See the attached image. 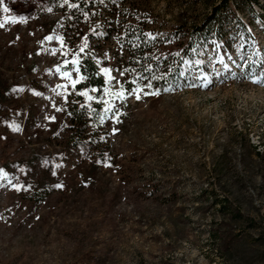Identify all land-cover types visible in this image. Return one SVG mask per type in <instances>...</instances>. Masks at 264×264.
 Wrapping results in <instances>:
<instances>
[{
	"label": "rangeland",
	"instance_id": "rangeland-1",
	"mask_svg": "<svg viewBox=\"0 0 264 264\" xmlns=\"http://www.w3.org/2000/svg\"><path fill=\"white\" fill-rule=\"evenodd\" d=\"M218 1H121L114 29L143 23L173 52L164 67H178L177 84L153 95L125 85L114 32L96 89L47 55L77 40L78 28L62 34L60 0H0V264H264V0L230 3L219 38L176 54ZM82 92L111 114L77 154L67 111ZM218 222L235 233L228 248L211 233Z\"/></svg>",
	"mask_w": 264,
	"mask_h": 264
},
{
	"label": "trees",
	"instance_id": "trees-1",
	"mask_svg": "<svg viewBox=\"0 0 264 264\" xmlns=\"http://www.w3.org/2000/svg\"><path fill=\"white\" fill-rule=\"evenodd\" d=\"M54 1L46 0L49 4ZM60 1L63 17L62 34L68 35L69 30L73 32L77 28L78 33L76 42L69 44L65 49L58 65H69L73 61H78L76 63L78 69L85 74L83 82L96 89L102 88L108 80L98 67L102 61L108 37L111 32H114L120 38V44L126 54L121 67V76L126 86H130L135 81H143L154 86L155 92L158 93L176 86L178 67L172 71L164 67L167 56L173 52L157 50L156 37L151 35V30L147 25L119 20L117 28H113L115 15H119V12L124 9L121 5L122 0H69V3H65L64 0ZM230 3L234 7L247 5L251 8L252 4L262 6L259 0H219L212 4L201 20L195 21L188 29L189 35L185 45L176 51L177 56L184 54L183 57L188 58L191 50L197 49L201 42L207 41L213 35L219 38L220 30L230 12ZM69 4L78 5V7H70ZM129 4L133 5V0H129ZM81 48L83 51H80ZM79 82L77 86H81L82 81ZM72 99L67 111L69 123L66 145L69 150L82 154L93 145L97 135L95 129L109 117L111 109L96 99H92L88 104L87 97L80 93H75ZM106 108L109 110L105 111ZM102 153L100 150L97 154L103 156ZM261 155L264 156V148ZM28 161L30 164L32 160ZM9 168L4 164L0 165L1 178H6ZM212 200L216 202L217 199L213 197ZM220 207L224 213L225 204L221 203ZM234 215L240 216V213L236 212ZM217 224L218 226L211 229L212 235L217 236L224 247H230L235 240V233L228 227H224L223 222Z\"/></svg>",
	"mask_w": 264,
	"mask_h": 264
},
{
	"label": "snow or ice",
	"instance_id": "snow-or-ice-1",
	"mask_svg": "<svg viewBox=\"0 0 264 264\" xmlns=\"http://www.w3.org/2000/svg\"><path fill=\"white\" fill-rule=\"evenodd\" d=\"M65 3H69V0H64ZM70 7H78V5H72V4H69ZM3 11L7 12L8 9L7 8H4ZM50 11V9H49ZM5 22H8V21H5ZM11 22H14V21H11ZM4 26V23L3 22H0V27H3ZM48 39H52V37H48ZM80 51H83V48L80 49ZM74 64L78 63V61H73ZM76 71H79V69L77 68ZM106 74L110 73V69H104L103 70ZM64 75L66 77H68L69 79H71V74L70 73H64ZM81 79H83V77H81ZM109 79H114L112 77H109ZM78 81L76 80H72V86L75 87V84L77 83ZM66 87V86H65ZM147 87H151V85H148ZM138 91H142V89H139ZM81 95H84V96H87L89 100L92 99L91 96L88 95L87 92H82L80 93ZM146 94H153V95H158L159 93L158 92H155V93H146ZM111 95L113 96H116L117 98H122L124 96V91H123V88H121V90L119 92H113L111 93ZM137 99H139V95H137L136 97ZM59 110V109H58ZM109 109H105V111H108ZM52 119H55L54 117ZM18 130V129H17ZM106 166H111V165H106ZM57 187H62V185H57Z\"/></svg>",
	"mask_w": 264,
	"mask_h": 264
},
{
	"label": "built area",
	"instance_id": "built-area-1",
	"mask_svg": "<svg viewBox=\"0 0 264 264\" xmlns=\"http://www.w3.org/2000/svg\"><path fill=\"white\" fill-rule=\"evenodd\" d=\"M39 33H43V32H39ZM64 53V47L63 45H61L59 42L58 44H52L50 50L48 51L47 55H52L53 56V62H59L62 54ZM45 67V65H42L41 68ZM80 71V70H79ZM76 75V74H75ZM73 75V76H75ZM84 78V76H83ZM23 79V76L20 77L19 79H16L14 77H8L7 78V84H16L18 85L21 80ZM27 95H29V93H27ZM5 189H7V186L5 187Z\"/></svg>",
	"mask_w": 264,
	"mask_h": 264
}]
</instances>
